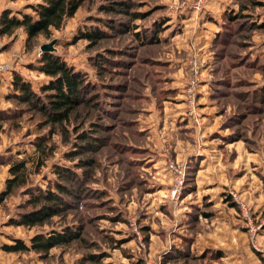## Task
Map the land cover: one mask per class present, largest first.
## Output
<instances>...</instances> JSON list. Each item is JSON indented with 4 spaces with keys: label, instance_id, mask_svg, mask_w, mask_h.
Returning <instances> with one entry per match:
<instances>
[{
    "label": "rangeland",
    "instance_id": "rangeland-1",
    "mask_svg": "<svg viewBox=\"0 0 264 264\" xmlns=\"http://www.w3.org/2000/svg\"><path fill=\"white\" fill-rule=\"evenodd\" d=\"M37 1L13 0L10 7L15 12L29 11L25 5ZM117 1L86 0L61 28L53 29L48 37L38 35L29 49L23 28L0 37V64L8 66L0 72L9 84L7 106L0 109V141L10 151L7 155L26 157L35 148L34 138L48 133L39 115L22 111L26 105L8 96L13 72L34 90L47 82L48 77L33 66L41 44L55 39L52 52L85 73L99 93L90 100L94 107H78L79 116L68 125L69 141H62L60 133L51 135L55 149L38 173L30 175L31 185L45 188L55 177L53 166L72 164L64 153L80 131L105 137L103 147L93 153L96 163L91 180L83 184L86 196L65 215L54 216L41 226H16L9 221L18 217V203L26 195L16 193L0 201V264H89L84 257L90 252L104 253L103 264H264V102L254 101L249 93L254 83H264V71L251 63L255 57L257 63L264 60V27L240 29L242 21L230 35L223 26L225 13H236L243 3L248 7L243 9L246 21L261 23L264 0H257V5H251L252 0H128L135 3L131 11L146 14L134 20L122 11L100 10L101 5H117ZM208 4L213 8H207ZM102 18L111 21L113 29L105 27ZM207 18L211 21L207 25L216 32L204 43L198 33ZM96 25L110 34L91 45L80 31ZM134 30L146 33L144 41L138 40ZM152 32L158 40L149 43ZM107 48L118 49L112 55L121 61L98 70L93 58L99 61L100 55H108ZM192 59L199 63L200 75L195 112L190 114L185 91ZM177 69H181V79L174 88L170 76L177 75ZM167 102L179 107L185 118L182 134H172L173 123L171 131L164 129L171 139L193 146L190 159L186 154L176 159L162 134L157 141L150 135L147 139L148 130L142 129L147 125L146 115L160 113L157 108ZM147 142L150 147L144 148ZM126 144L137 152L125 150ZM152 147L160 149L162 174L169 178L166 186L156 184L151 176L150 162L158 157L149 162L145 156L157 153ZM2 153L0 164L7 168L8 156ZM200 159H204L202 164ZM170 162L181 166L185 174L175 201L170 198L175 181ZM80 169H75L79 175ZM67 225L81 227V240L55 246L43 256L1 248L11 242L10 237L28 241L35 232L60 231Z\"/></svg>",
    "mask_w": 264,
    "mask_h": 264
},
{
    "label": "trees",
    "instance_id": "trees-1",
    "mask_svg": "<svg viewBox=\"0 0 264 264\" xmlns=\"http://www.w3.org/2000/svg\"><path fill=\"white\" fill-rule=\"evenodd\" d=\"M85 1L39 0L25 5V8H29V11L19 9L17 12L12 10L11 7H6L0 12V37L10 36L14 34L16 29L23 28L26 33L25 45L29 49L38 35L42 34L48 37L53 29L61 28L64 21L72 17ZM250 3L251 5L258 4L257 0H252ZM116 4L101 5L100 10L104 12L122 11L127 15L128 20H134L146 15L145 12L131 11L135 3L128 0H119ZM247 8V5L243 3L240 6V10L236 13H225L223 26L224 29L230 31V35L235 34L236 29H238L240 24H243L241 23L242 21H244V24L239 27L240 29L247 27V29L252 30L254 27H264V19L261 23L246 21V14L243 13V9ZM100 20L105 27L113 29L114 25L111 21L109 22L103 18ZM115 22L116 25L119 24V20ZM234 24H237V26ZM126 25L129 27L128 22H126ZM233 26L234 29L232 30L231 27ZM115 29L117 30V28ZM156 31L157 29L153 28V32ZM133 32L140 42L144 41L146 33L140 34L135 30ZM153 32L150 33L151 37L147 39L149 43L158 40L157 34ZM109 34L105 28L98 25L94 28L88 27L80 31L81 37L87 38L91 45H95L101 38ZM240 35L244 36L245 33ZM107 50L109 52L108 55H100L99 61L93 58L98 70L110 67L112 63L121 61V59L112 55L118 49L107 48ZM254 60L250 62L254 64L255 68L258 67L263 72L264 60L261 63L254 62ZM33 66L38 72L48 77L47 82L41 84L38 90H34L29 81L24 80L19 73L13 72L11 79L12 91L8 96L13 98L18 104L26 105L24 109H21L22 111L39 115L41 118L39 123L48 127V133L34 138L32 143L35 148L31 153H27L26 157L17 158L15 154L8 155L4 162L8 165L9 175L5 178L0 190V201L16 193L26 195V198L18 203L17 207L20 210L18 217H12L9 222L16 226L28 228L41 226L54 216L65 215L66 212L77 205L83 194L86 196V189L83 188V184L91 180V175L94 171L96 160L93 153L103 147V139H105L103 136L93 135L90 131H80L76 134L75 141L71 142L72 148L64 153V156L72 164L69 166H53L52 172L55 177L48 180L45 188L31 185L30 175L38 173L45 160L55 149V143L51 141V135L60 133L62 141H69L68 125H70L71 119L75 118L76 114L79 116L78 107L82 106L86 109L94 107V105L90 104V100L93 96L97 98L99 96L93 84L88 81L85 73L76 70L73 65L67 63L57 53L42 51L37 59V64ZM117 84L125 86L121 83ZM250 90L249 93L254 101L264 102V83H254L253 88ZM75 128V126L72 127L73 132H76ZM124 148L125 150L131 149L128 144ZM129 152L131 153L132 151L129 150ZM136 152L133 151L132 153ZM89 154L90 156H88ZM77 168H81V175L76 173L75 169ZM81 238L80 226L71 227L67 225L60 231L52 229L47 232H35L29 237L28 241L21 237H10L11 242L3 243L1 248L7 252L35 251L40 256H43L55 246L67 245L74 240H81ZM84 242L88 246V243ZM103 256L104 253L96 254L90 252L87 253L84 259L89 264H103L101 260Z\"/></svg>",
    "mask_w": 264,
    "mask_h": 264
},
{
    "label": "crops",
    "instance_id": "crops-1",
    "mask_svg": "<svg viewBox=\"0 0 264 264\" xmlns=\"http://www.w3.org/2000/svg\"><path fill=\"white\" fill-rule=\"evenodd\" d=\"M12 1L13 0H0V12L6 7H10V4H11ZM207 8H210V9L213 8L212 4H208ZM207 24H211V21H210L209 18L204 20V23L202 25V30H201L202 32H200V34L198 33V35H201V38L204 41V43H206L205 40H208V39L212 38L211 36L214 35L213 34L214 30L216 32V29L213 30V27L211 25H207ZM176 66H177V64H176ZM180 73H181V69H177V75L173 74V73L171 74L170 77L172 78V82H174L173 84L175 85L174 86L172 84L171 87H174V88L177 87V84L180 82V79H181V77H178L180 75ZM8 86H9L8 80L4 81L3 78L0 77V109H4L7 106V103H6V100H5V96L7 95V92H8ZM177 95H179V93L176 91V95L175 96H177ZM175 101H177V98H176ZM170 102H172V101H170ZM170 102L166 103L168 105H164L163 104L164 105V107L162 106L163 109L162 108H157V111L161 113V115H160L161 117L158 115L160 113H157L156 111L148 113L146 115L147 117L145 118L147 120L146 121L147 125L142 127V129L143 128H147V130H148L147 139H149V135H150L151 138L153 137L157 141L156 137L159 136L160 134H162L163 135L162 139L164 140L163 142H167V144H168L167 146H169V151H170V148L171 149L173 148V151H174L176 159H181V157H184L185 154H186L185 158L189 157V159H190L191 157H193L191 155L193 146L183 144L180 139H179V141L177 139H175V138L171 139V137H169V135H168V134H170V132L167 129H164L165 127H167L170 130V125L173 123L175 129H174V131H172L173 132L172 134L174 135L175 133H179V134L183 133L182 132V125L184 123H182L181 120H184L185 116L180 114V113H182V111L178 110V109H180L179 107H176V106L170 107L172 105V103H174V104H179V103H177V102L170 103ZM152 124H157V125L163 124L162 125L163 127L159 126L157 128V126L156 127L152 126ZM166 131L168 133H166ZM165 136L167 137V140H166ZM152 145H154V144L152 143ZM162 145H164V144H162ZM165 146L166 145H164L163 147L161 146V147L164 148ZM143 147L144 148H146V147L149 148L150 147V143L147 142ZM5 149H6V144L0 141V153L3 152V153H5V154L2 153L3 156H8L7 154H9L10 151L5 150ZM154 149L157 150V153L154 154V155H151L148 152L146 154V156H145L146 161L150 162V159L156 158V157L159 156V150L160 149L155 147L152 150L155 151ZM146 150L147 149H145V151ZM164 155H165V153H164ZM150 156H151V158H150ZM185 158H183V159H185ZM254 158L255 157H252V159H254ZM248 159L250 160L251 157L249 156ZM203 160L204 159H200L199 163L202 164L201 162ZM200 164H198V165H200ZM162 166L163 165L160 163L159 157H158V158H156V160L154 162H152V163L150 162L149 169L151 170V172H150V170H149V172L151 173V176L153 178H155V180H153V181L156 182V184L163 185V183H164V185H165V182H166V185H167L168 181H169V178L167 179V177L162 174V169H161ZM6 169H7L6 167H4L2 164H0V190L2 188V185H3V182H4L5 178L8 177V175H9L7 173V171H6ZM163 176H164V178H163ZM160 180H162V182Z\"/></svg>",
    "mask_w": 264,
    "mask_h": 264
},
{
    "label": "built area",
    "instance_id": "built-area-1",
    "mask_svg": "<svg viewBox=\"0 0 264 264\" xmlns=\"http://www.w3.org/2000/svg\"><path fill=\"white\" fill-rule=\"evenodd\" d=\"M199 68L200 65L197 62L196 59H192L190 61V66H189V74H188V82H187V88L185 91L186 95V108L188 113H193L195 112V89L197 82L199 81ZM8 70V66L6 64H0V72ZM170 170L174 172L175 174V181L174 184L172 185V189L170 192V198L175 201L176 198L178 197V194L180 193L182 189V185L184 182V169L181 166H178L174 162H170L169 165Z\"/></svg>",
    "mask_w": 264,
    "mask_h": 264
},
{
    "label": "water",
    "instance_id": "water-1",
    "mask_svg": "<svg viewBox=\"0 0 264 264\" xmlns=\"http://www.w3.org/2000/svg\"><path fill=\"white\" fill-rule=\"evenodd\" d=\"M55 39H52L51 41L47 42V43H43L40 45V50L41 51H53L54 50V44Z\"/></svg>",
    "mask_w": 264,
    "mask_h": 264
}]
</instances>
